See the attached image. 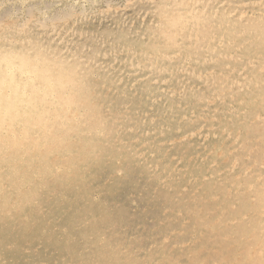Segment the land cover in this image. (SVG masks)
Returning a JSON list of instances; mask_svg holds the SVG:
<instances>
[{"label":"rangeland","instance_id":"1","mask_svg":"<svg viewBox=\"0 0 264 264\" xmlns=\"http://www.w3.org/2000/svg\"><path fill=\"white\" fill-rule=\"evenodd\" d=\"M168 2L0 0V48L21 37L79 63L105 127L20 212L0 205V264L252 263L264 0H200L204 19L163 57L149 52Z\"/></svg>","mask_w":264,"mask_h":264},{"label":"bare ground","instance_id":"2","mask_svg":"<svg viewBox=\"0 0 264 264\" xmlns=\"http://www.w3.org/2000/svg\"><path fill=\"white\" fill-rule=\"evenodd\" d=\"M199 1L169 0L161 8L157 32L163 45H153L149 53L165 57L168 48L179 46L188 26L204 19ZM26 43L17 37L0 48L4 49L0 51V205L3 211L15 213L36 198L43 183L41 177L57 180L52 162L60 164L62 160L63 164L56 165L57 173L59 167H70L74 142L82 141V157H86L90 135L105 130L100 111L84 85L79 63H67L36 42ZM255 196V206L260 205L259 213L264 215V188L255 190ZM259 223L264 224V217ZM259 230L246 229V235L255 239L245 250L252 259L250 264H264V230Z\"/></svg>","mask_w":264,"mask_h":264}]
</instances>
